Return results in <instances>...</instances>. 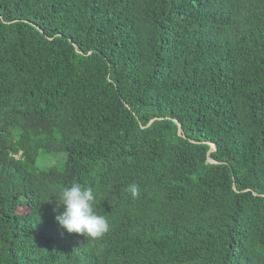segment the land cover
I'll return each instance as SVG.
<instances>
[{
	"label": "trees",
	"instance_id": "16d2710c",
	"mask_svg": "<svg viewBox=\"0 0 264 264\" xmlns=\"http://www.w3.org/2000/svg\"><path fill=\"white\" fill-rule=\"evenodd\" d=\"M0 264H264V0H0Z\"/></svg>",
	"mask_w": 264,
	"mask_h": 264
},
{
	"label": "clouds",
	"instance_id": "9594fccd",
	"mask_svg": "<svg viewBox=\"0 0 264 264\" xmlns=\"http://www.w3.org/2000/svg\"><path fill=\"white\" fill-rule=\"evenodd\" d=\"M126 191L134 198L140 194L139 186L135 183L129 185ZM53 196L57 201L53 211L57 213L55 220L59 228L92 240L101 239L110 230L107 217L96 210L97 194L91 187L75 182L58 189ZM61 206L62 211L59 210Z\"/></svg>",
	"mask_w": 264,
	"mask_h": 264
},
{
	"label": "rangeland",
	"instance_id": "374dc122",
	"mask_svg": "<svg viewBox=\"0 0 264 264\" xmlns=\"http://www.w3.org/2000/svg\"><path fill=\"white\" fill-rule=\"evenodd\" d=\"M55 154L54 153H49V154H41L38 157L37 160V168L38 169H44L50 165H52L55 161Z\"/></svg>",
	"mask_w": 264,
	"mask_h": 264
},
{
	"label": "water",
	"instance_id": "95a60500",
	"mask_svg": "<svg viewBox=\"0 0 264 264\" xmlns=\"http://www.w3.org/2000/svg\"><path fill=\"white\" fill-rule=\"evenodd\" d=\"M150 122H151V120H150ZM175 122H176V124H177V132H178V134H181V124L178 122V121H176L175 120ZM149 124V123H148ZM209 146H210V148H209V150H208V152H207V161L208 162H210V163H216V161L215 160H213L212 158H211V156H210V152L211 151H213L214 149H215V146H214V144H212V143H209Z\"/></svg>",
	"mask_w": 264,
	"mask_h": 264
}]
</instances>
